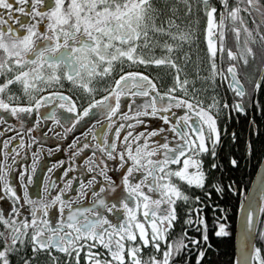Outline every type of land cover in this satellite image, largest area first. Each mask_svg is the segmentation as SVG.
<instances>
[{"label":"snow or ice","instance_id":"1","mask_svg":"<svg viewBox=\"0 0 264 264\" xmlns=\"http://www.w3.org/2000/svg\"><path fill=\"white\" fill-rule=\"evenodd\" d=\"M179 5L183 6L184 17L199 13L205 18L203 35L210 73L205 79L215 83L220 77L226 81L241 98L231 105V111L246 114V89L239 65L247 67L249 58H256L253 45L257 38L264 45V0H235L232 4L218 0V5L212 0H177L175 4L168 0H0V10H4L0 12V110L18 120L21 114L35 113L31 126L25 128L21 120L20 131L25 135L18 137V145L9 148L17 139L13 136L5 139L0 148V192L14 202L10 213L0 212V264H13V257L20 252L27 256L21 258L22 264H32L39 252L47 253L51 264H187L185 252L199 241L190 239L186 230L173 236L180 220L179 204L192 201L197 205L188 209L184 220L191 225L192 211H201V198L194 190L203 191L210 185L211 190L204 193L206 197L210 199L213 192L223 197L226 190L234 191V182L223 185L209 179L211 170L222 167L216 163L222 143L217 117L230 106L227 100L221 104L215 96L205 106L203 100L189 95L190 81L186 74L182 78L178 60L188 57L183 47L196 37L191 21L184 26L178 22ZM246 17L251 18L254 29L248 26ZM227 22L232 24L235 51L225 48ZM161 37L165 39H158ZM157 47L161 55L155 54ZM225 55L230 61L226 69ZM125 64L166 66L172 70V83L161 92L149 75L125 71ZM117 65L120 74L103 89L106 94L96 99L94 82L112 77ZM62 81L92 96L87 107L78 111L70 95L46 91L63 87ZM262 84L264 78L258 79L253 90L258 91ZM13 86L17 91L12 90ZM191 91H197L195 80ZM39 92L45 94L37 97ZM122 97L130 98L123 101L128 111L121 107ZM53 100L58 103L53 104ZM47 104L52 105L51 109L41 113ZM256 107L260 109L259 101ZM93 109L104 120L101 134L97 135L92 127L83 133L84 141L74 140L72 145L73 157L85 149L93 150L91 156L85 153L82 157L81 176L85 170L91 175L80 179L78 186L72 179L60 187L49 180L41 193L32 197L27 190L33 182L31 172L20 171L19 182L24 188L20 203L12 183L18 148L36 143L34 135L26 143V135L38 130L41 121L60 125L67 134ZM147 117H159L162 126L139 130L137 126L143 127ZM0 121H5L4 115H0ZM224 131L227 134L226 126ZM231 138L236 140L235 133ZM246 150L251 155V141ZM228 162L238 166L234 157H229ZM34 167L35 164L33 171ZM109 171L115 172L117 179ZM117 189H121L117 196L107 199ZM88 195L92 199L89 206H84L80 202ZM261 201L259 212L264 213V191ZM24 205L28 206L26 211ZM53 208L59 217L55 227L50 219ZM109 214L117 217L115 222ZM196 223H203L202 218L198 217ZM253 227L254 213L249 210L247 230ZM214 234L229 235L224 223H219ZM260 235L264 237V229ZM202 239L207 243L206 231ZM146 249L152 252L145 255ZM249 255L250 260L246 257L244 264H264L260 248H254ZM204 256L205 251L200 249L196 264Z\"/></svg>","mask_w":264,"mask_h":264},{"label":"flooded vegetation","instance_id":"2","mask_svg":"<svg viewBox=\"0 0 264 264\" xmlns=\"http://www.w3.org/2000/svg\"><path fill=\"white\" fill-rule=\"evenodd\" d=\"M156 2V0H154ZM195 2V0H193ZM214 4L218 5V0H212ZM230 4L235 3V0H229ZM169 4L177 3V0H168ZM179 12L177 13L178 22L181 23L182 26L187 25L189 21H191L192 26L195 28V39L189 45L185 44L183 47V52L188 53V57L184 60H178V63L181 65L183 69V75H187L190 85H189V95H195L197 99H201L205 102V106L208 102H210L211 98L215 96L221 104L225 100H227L230 108L222 110L220 115L217 117L218 125L221 129V138L222 143L218 146V157L216 160L221 157L220 155L224 152L225 144L231 140V134L235 133V127L237 128L238 123L241 121V118L246 116V114H241L235 111H231V105L235 102L241 100L240 97L236 96L235 93L229 89L228 84L226 81H222L220 77L216 78L215 83L210 82L209 80L205 79L210 75L209 73V66H208V59L206 54V44L204 42V27H205V18L202 14L194 13L191 17H184L183 15V6L179 5ZM4 10H0L3 12ZM218 19V17H217ZM197 20L199 23H197ZM246 23L250 28L254 29V25L252 24L251 18L246 17ZM262 30H264V25L261 26ZM232 24L230 22L226 23L225 29V48L231 47L235 51V38L234 34L231 32ZM158 39H165V38H158ZM243 43V36H241V44ZM151 47V46H150ZM254 51H256L257 55L255 59L249 58V64L247 67L243 66V64L239 65L240 68V78L244 84L246 89V95L243 97V104L244 106H251V100L255 96V92L253 90V86L256 81L261 78H264V70H262V66H264V54L262 55V60L260 62L261 54L264 53V45H262L258 38L257 43L253 45ZM145 54H148V49L144 50ZM156 55H161V49L157 47L155 49ZM180 55V53H177ZM195 58V59H194ZM195 61L197 64L195 65ZM230 61L227 59L225 55L224 60V67L226 69L227 64ZM125 71H140L149 75L151 79H153L161 92L167 90V87L172 83V70L166 66L161 67H145L139 64L128 65L125 64ZM219 67V64H218ZM119 65H117V72L113 73L112 77L107 79L101 80L97 78L94 82V86L96 87L97 91L95 92V98L99 99L102 95L106 93L103 89L108 88L110 84L113 82V79L118 76L120 73L118 71ZM262 71V72H261ZM197 72H199V78L197 77ZM3 77H0V82H2ZM195 80V88L197 91L193 93L191 91L192 82ZM63 87L56 86L53 88L46 89V91L52 92H62L65 95H70L73 101L77 105V110L82 111L84 107L91 102L92 96L86 94L82 89H78L73 87L69 82L62 81ZM13 91H17L16 87L13 86ZM45 93L39 92L36 93V96L43 95ZM178 95H182V93H177ZM122 105L124 111H128V104L124 103L130 98L122 97ZM144 98H137V100L142 101ZM23 102H27L24 100ZM53 104L58 103V101L53 100ZM52 105L47 104L40 109V112L43 113L45 109H51ZM58 112L63 111L58 109ZM173 111H178L173 109ZM215 115V112L213 113ZM249 117H251V113H248ZM0 115L5 116V121H0V148L3 147V141L5 139H11L13 136H16V140H12L9 148H11L12 144L18 145V137L20 135H25V133L20 131V124L21 120L23 121V125L25 128L31 126L32 123L35 122V113L31 116H25L21 114V120H18L15 117H10L7 113H4L0 110ZM74 113H65V116H74ZM100 121V123H96V121ZM146 124L141 127L137 126V128L141 131L144 130V127H156L162 126V121H160L159 117H147L145 118ZM104 123L103 117L100 115V112L93 109L90 110L89 115L83 117L80 122H78L77 126L72 129L71 132L67 134L64 133L63 128L60 125H52L51 121H41L40 127L32 134L26 135V143L31 136L36 137V143L32 144L31 147L26 148H18V159L15 166V171L12 173V183L17 191V194L20 196L22 203L23 196H24V188L20 186L19 176L18 173L20 171L31 172L33 177V182L27 185V190L30 196L37 197L42 190V186L45 185L49 180L55 181L57 187L63 185V183L67 179L73 180V185L78 186L79 180L91 175L87 173L86 170L84 171V177L81 176V171L83 169V159L82 157L85 153L88 156H91L92 149L88 148L85 149L83 153L78 154L77 156L73 157L72 152L74 148L72 147L73 141H84L85 137L83 133L88 131L90 128L95 127L97 131V135L101 134V127L100 124ZM47 124V127H45ZM252 126L253 132L255 134L256 128L254 124L249 122V126ZM225 126L227 129V134H225ZM11 129V131H9ZM51 129V131H50ZM123 131V130H122ZM53 132L58 133V135H53ZM89 143H92L89 137ZM39 148V152L36 149ZM11 159V157H9ZM63 163H60V162ZM210 161V156L206 158L205 168H208V163ZM33 164H35L34 171H33ZM110 167H114V165L109 162ZM56 165V167H53ZM95 166V165H94ZM67 172V175H66ZM109 175L113 176L114 179H117V174L113 171H109ZM47 178V179H46ZM55 191V190H53ZM121 191V189H117L116 193L112 194V197H108L107 199L112 200L114 199L117 194ZM91 196L88 195L85 197L84 201L80 203L84 206H89V202L91 201ZM20 203L15 204L16 207L20 206ZM181 204V203H180ZM14 206V202L9 199L3 192H0V212H4L5 214L10 213L12 207ZM28 208L27 205H24V210L26 211ZM110 218L113 222L116 221L117 217L113 214H109ZM58 213L55 208L50 210V219L52 220V227H55V221L58 219ZM2 228V226H0ZM173 236H176L173 233ZM30 239V233H29ZM171 239V237H170ZM152 252L151 249L145 250V255H148ZM21 253V252H20ZM28 256L31 255L30 248L27 253ZM59 255V254H57ZM17 257L14 256V259ZM27 258V256H26ZM42 260L43 264H51V259L45 252L37 253L36 261ZM34 260V261H35ZM255 264V262H253Z\"/></svg>","mask_w":264,"mask_h":264},{"label":"trees","instance_id":"3","mask_svg":"<svg viewBox=\"0 0 264 264\" xmlns=\"http://www.w3.org/2000/svg\"><path fill=\"white\" fill-rule=\"evenodd\" d=\"M263 54H261L260 62ZM194 64L196 65L197 62L195 61ZM256 101H259L260 109H264V84L255 92V96L251 100V106H244L246 116L242 117L237 128L235 127L236 140H229L224 146V152L220 155L221 157L216 160V163L222 165V167L209 172V179L212 182L223 185L234 182V191L226 190L223 197L213 192L209 199L204 193L211 190L210 185L206 186L203 191L194 190V194L199 195L201 198V211L199 213L192 211L191 219L193 223L191 225L185 224L184 220L187 218L188 209H195L197 205L192 201L187 204L182 202L179 204L178 213L180 220L176 224L175 235L178 236L182 231L186 230L190 239L195 238L199 241L198 245L190 246V251L185 252L184 259L187 264H196V256L200 249L205 251V256L200 264H235L233 235L236 217L241 199L245 195L256 168L264 155V110L256 107ZM248 113H251L252 116L249 117ZM249 122L255 125L258 133L255 132L254 134ZM248 141H251V155H248L246 150ZM229 157H234L238 160L237 167L230 165L228 162ZM219 209H223V212L219 211ZM198 217L202 218L203 223H196ZM219 223L226 225L228 236L217 237L214 234ZM262 229H264V213L260 212L254 248H260L261 255L264 257V237L260 235ZM205 231L208 235L207 243L202 239V234ZM208 245H211V247ZM22 257L26 258L24 252L17 254L15 259L13 257V264H22ZM32 264H43V261L40 259L35 260Z\"/></svg>","mask_w":264,"mask_h":264},{"label":"water","instance_id":"4","mask_svg":"<svg viewBox=\"0 0 264 264\" xmlns=\"http://www.w3.org/2000/svg\"><path fill=\"white\" fill-rule=\"evenodd\" d=\"M262 191H264V155L256 168L245 195L241 199L236 217L233 235L235 264H238V262L239 264H244L246 257L250 260L249 254L254 249L256 227L260 216L259 207L262 203ZM249 210L254 213V227L250 232L247 230V212Z\"/></svg>","mask_w":264,"mask_h":264}]
</instances>
